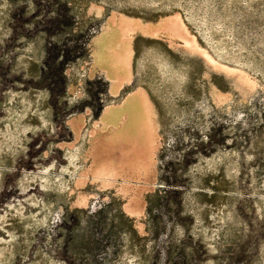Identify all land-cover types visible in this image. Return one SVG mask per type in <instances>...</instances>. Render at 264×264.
Listing matches in <instances>:
<instances>
[{"label":"rangeland","instance_id":"obj_1","mask_svg":"<svg viewBox=\"0 0 264 264\" xmlns=\"http://www.w3.org/2000/svg\"><path fill=\"white\" fill-rule=\"evenodd\" d=\"M0 264H264V0H0Z\"/></svg>","mask_w":264,"mask_h":264}]
</instances>
